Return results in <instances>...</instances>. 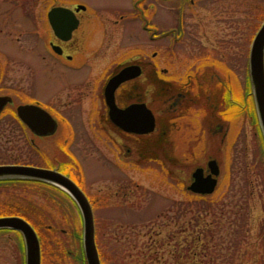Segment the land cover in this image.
Instances as JSON below:
<instances>
[{"label": "flooded vegetation", "instance_id": "1", "mask_svg": "<svg viewBox=\"0 0 264 264\" xmlns=\"http://www.w3.org/2000/svg\"><path fill=\"white\" fill-rule=\"evenodd\" d=\"M98 1L103 2L99 8L87 0H11L28 24L10 29L20 31L18 42L25 41L17 47L22 54L15 51L13 56L28 69L33 60L27 56L37 58L49 73L47 83L52 80L55 85L53 74H68V78L58 82L50 103L32 96L30 80L18 87L13 82L7 85L8 93L0 92V97L11 99L0 113V119L9 118L5 142L20 149L10 153L19 161L0 166L57 172L75 182L91 204L90 187L86 192L82 181L92 174H101L107 189L115 183V195L123 192L125 196L131 193L125 189L131 181L132 191L139 190L137 176L163 164V159L183 165L184 193L201 199L213 195L223 172V146L231 142L238 111L253 103L252 94L247 93L245 104H240L242 95L234 87L233 32L205 31L200 24L204 18L201 0ZM56 8L68 11L53 27L50 13ZM117 76L118 86L108 90ZM25 105L46 111L56 121L54 131L45 129L47 121L41 117L40 132H34L19 118L18 108ZM143 129L148 132H137ZM53 148L58 152L52 153ZM30 149L40 163L21 161L29 157ZM79 151L93 166L84 178H80L84 169ZM209 162L220 170L214 192L192 191L197 170L202 169L204 177L211 174ZM94 164H101L102 170L94 171ZM142 165L152 168L143 170ZM3 183L42 187L59 201L61 195L67 197L72 204L64 211H80L70 194L51 182L27 178L1 179Z\"/></svg>", "mask_w": 264, "mask_h": 264}, {"label": "rangeland", "instance_id": "2", "mask_svg": "<svg viewBox=\"0 0 264 264\" xmlns=\"http://www.w3.org/2000/svg\"><path fill=\"white\" fill-rule=\"evenodd\" d=\"M87 1L93 7L103 5L102 1ZM10 2L0 0V77L3 75L4 82L0 83V92L8 93L7 85L13 82L18 87L30 80L32 96L50 103L58 82L65 81L68 74H53L55 85L52 80L47 83L49 73L37 58L26 55L33 60L28 69L21 58L13 56L15 51L22 54L17 47L25 41L18 42L20 31L10 29L28 24L24 23L21 10ZM200 5L204 12L200 24L205 31L233 32L232 45L236 47L231 53L236 61L232 69L237 80L233 84L238 95H242L239 103L245 104L246 94H253L249 56L264 23V0H201ZM251 98L253 103L238 111L230 144L228 140L223 146V172L213 195L201 199L184 193L183 165L163 159V164L153 168L142 165L143 170L152 168L151 173L142 171L137 176L140 189L132 191L131 181L125 188L131 193L125 196L123 192L115 195V183H109L107 189L101 174H92L88 181H82L86 192L90 187L101 264H264V136L255 100ZM8 119H0V164L20 160L10 154L20 149L5 142ZM51 150L58 152L57 148ZM33 152L30 149L29 157L21 161L40 163ZM79 157L84 169L80 178H84L93 166L83 151H79ZM99 165L94 171L102 170ZM190 169L187 167L189 172ZM61 197L59 201L58 196L55 198L42 187L0 184V218L21 216L34 226L41 243V264H87L82 214L73 208L64 211L72 203L66 196ZM53 201L62 206L51 204ZM46 205L51 206L49 210L39 209ZM17 238L15 232L0 235V264H26L23 238V252L17 250Z\"/></svg>", "mask_w": 264, "mask_h": 264}, {"label": "water", "instance_id": "3", "mask_svg": "<svg viewBox=\"0 0 264 264\" xmlns=\"http://www.w3.org/2000/svg\"><path fill=\"white\" fill-rule=\"evenodd\" d=\"M67 11L68 10L64 8H56L50 13L53 27H57L56 20ZM72 28L73 25L69 28V31H71ZM249 71L255 106L264 136V23L256 34L251 45ZM120 76H117L112 80L108 90H115L120 82ZM10 101L11 99L9 97H0V113ZM18 115L19 118L29 124L31 129L36 133L40 132L41 117L45 118L47 121L45 129L48 128L50 132L54 131L56 121L38 106H20L18 108ZM137 132L145 133L148 131L143 129L140 131L137 130ZM209 167L211 169V174L207 177L203 176L202 169L197 170L193 174L195 180L190 187L192 191L204 195L212 194L214 192L217 186V177L220 174V170L215 162H209ZM27 178L51 182L70 194L78 204L83 217V247L87 264H101L95 240L93 210L86 195L77 184L54 171L26 166H0V180ZM0 229L18 231L22 235L25 244L26 264H41V247L39 238L34 228L27 221L20 217L0 218Z\"/></svg>", "mask_w": 264, "mask_h": 264}, {"label": "trees", "instance_id": "4", "mask_svg": "<svg viewBox=\"0 0 264 264\" xmlns=\"http://www.w3.org/2000/svg\"><path fill=\"white\" fill-rule=\"evenodd\" d=\"M12 232L13 231H11V230H5V229H3V230H0V235H6V234H10ZM16 234H18V233H16ZM17 243L19 244V246L17 247V250H21L23 252V242H22V238H21L20 234H18ZM19 247H20V249H19ZM178 251L179 250H177V252Z\"/></svg>", "mask_w": 264, "mask_h": 264}]
</instances>
